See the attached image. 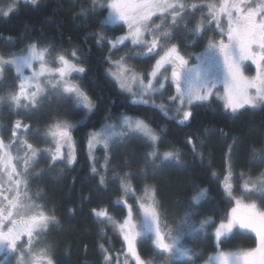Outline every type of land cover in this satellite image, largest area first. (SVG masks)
<instances>
[{
    "label": "trees",
    "instance_id": "16d2710c",
    "mask_svg": "<svg viewBox=\"0 0 264 264\" xmlns=\"http://www.w3.org/2000/svg\"><path fill=\"white\" fill-rule=\"evenodd\" d=\"M202 1L210 0L185 2ZM10 5H14L13 10L3 15ZM91 6L92 0H37L36 4L31 0H0V55L19 54L33 42L47 47L54 45L60 51H77L75 60L86 70L80 77L75 76V80L94 105L91 111L74 105L76 111L65 112L69 103L66 100L71 101V96L66 94L65 100L53 98L47 104L48 114L34 118V123L40 124L55 113L75 123L71 129L74 163L56 167L44 161L41 169L27 180L33 199L57 217L54 226L38 235V241L49 247L55 264H106L101 244L113 257L110 264H117L116 257L121 264L127 256L122 234L111 221L97 218L92 209H107L116 220H122L127 214L124 202L129 205L138 202L146 187L155 189L165 230H175L185 213H189L193 222L205 216L211 217L213 223L226 220L234 205V200L224 191L226 176L235 196L252 198L264 207L260 194L245 197L243 188L249 177L255 179L264 174V158L253 154L254 150H264V105L233 114L213 97L195 104L192 118L182 124L155 107L133 104L130 96L111 80L112 63L108 60L115 53L111 56L107 39L99 37L101 21L107 12L97 7L81 14V8L91 9ZM104 28L110 31L107 25ZM121 114L143 119L159 136L158 151L178 150L180 160L166 161L157 168L149 166L146 172L142 171L151 141L138 132L112 141L107 152L97 149L93 158L90 135L107 121H118ZM190 137L195 150L188 143ZM125 173L132 174L133 190L127 194L122 191L119 178ZM101 176L106 178L103 185ZM200 189H206L207 196L197 203L192 197ZM185 242L193 249L191 259L172 264H199L204 257L220 250L254 248L256 236L236 230L218 245L212 229L208 228L206 233L186 234ZM138 246L144 259L162 260L149 237L141 238Z\"/></svg>",
    "mask_w": 264,
    "mask_h": 264
},
{
    "label": "snow or ice",
    "instance_id": "6c2138e0",
    "mask_svg": "<svg viewBox=\"0 0 264 264\" xmlns=\"http://www.w3.org/2000/svg\"><path fill=\"white\" fill-rule=\"evenodd\" d=\"M18 2V0H17ZM37 0H31L36 4ZM208 9L210 20L205 22L201 18L194 27L185 25V31L194 36L201 35L206 27L213 23L220 30L222 38L219 40L209 39L207 45L201 53H194L195 59L199 63L189 66V58L181 54L177 44H161V41H170L173 33L170 29L176 27L185 20L189 10L195 11L199 7L195 2H185V0H92L91 9L81 8V14H86L89 10L95 11L97 7L110 9L106 19L101 21V29L108 24L123 22L128 27L125 35L114 37L108 42L113 48L130 40L131 44L146 48L148 53L160 49L163 54L156 59L148 79L142 75H137L135 71L124 65L125 57L117 61V65L122 68V77H118L119 86L132 93L133 104H149L160 109L165 115H169L168 104L174 106L172 118L180 123L190 121L193 116L192 106L196 102L207 101L213 95V89L218 80L224 84L225 101L224 108L236 114L245 106L256 108L264 105V0H219V2H209L204 5ZM14 5H10L3 15L7 16L13 10ZM159 14L167 20L164 23L156 24L153 17ZM221 18L227 19V28L221 24ZM146 34H151V40ZM226 35V40L223 36ZM101 40L105 38V32L99 33ZM49 49L40 47L36 42L31 43L21 54H10L0 56V74L5 66L15 67L20 83L18 90L9 92L6 97L0 96V101L8 100L16 107H20L22 101L25 106H39L46 90L60 89L63 93L70 94L75 98L77 105H82L89 111L94 107L90 97L83 91L82 87L71 82L69 77L73 72L83 73L85 68L67 54L61 53L56 56V67H50L47 60ZM76 51L71 56L76 57ZM39 63V68L34 69V63ZM251 61L256 66V75L247 77L244 74V64ZM171 66L170 79L175 86V94L167 97L166 104L162 99L157 103V97L152 95L160 93L165 89L168 76L162 74L161 70L165 66ZM27 67L34 69L30 76L23 75V69ZM47 74L46 83L41 82V77ZM131 80L138 84L136 91L128 87ZM147 97V98H146ZM74 124L57 120L49 125L46 135L50 136L55 144L54 149L46 151L50 153V160L55 162L63 159L62 147L65 143L71 142V129ZM21 129L27 130L28 125L16 120L11 132V142L6 144L0 137V168L7 176L8 187L5 188L0 183V253L4 254L5 260L12 254L16 255V264H25L27 257L31 258V264H55L48 246L34 248V239L40 232L50 229L57 221L54 212H48L44 206L33 202L32 197L27 192V176L33 167L37 157L41 155V149L29 143L27 139H21L19 132ZM141 133L151 141V150L145 153L144 167L146 172L151 166L157 168L166 161H179L180 153L176 151H165L160 153L156 147L159 140L157 132L152 129L143 119L121 114L116 123H106L99 132L90 135L89 147L93 144H103L105 148L114 140H123L129 133ZM19 143L23 151L22 156H14L12 145ZM188 143L195 144L190 137ZM254 156L264 158V150L257 152ZM75 157L69 153L67 163L72 164ZM22 161V168H18L15 161ZM96 171L95 168L92 169ZM243 175V174H242ZM121 189L127 194L133 190L131 187V173H125L119 177ZM106 178L100 177V184L105 183ZM23 185V191L21 186ZM244 196L251 197L260 194L264 198V174L253 179L249 177L244 185ZM152 193L150 203H141L143 217L141 222H135L132 217L131 205H128L127 216L122 220H116L110 215L107 209H92L97 218H104L115 224L122 239L126 244V253L131 256L135 264H152L151 260L143 259L137 250V240L142 236H151L158 255H166L169 262L178 258L191 259L193 249L182 244L184 230L192 233H206V230L213 226L211 217H202L198 221H191L189 213L177 225L175 232L169 230L162 232L160 226V209L155 200V189L146 187L145 192ZM225 194L235 201V207L226 220H222L215 226L214 235L217 244L222 237L232 233L234 228L247 229L255 233L256 247L246 250H220L209 257V264H264V207L258 205L255 200L245 202L242 197H236L232 190L229 176L225 177ZM5 192L8 195H5ZM38 195V194H37ZM207 196L206 189H200L192 197L194 202H199L201 198ZM126 203V201H125ZM166 227V226H165ZM103 231V229L101 230ZM104 253L106 264H110L113 257L103 244L100 245ZM119 264V258H115ZM127 259V256H126Z\"/></svg>",
    "mask_w": 264,
    "mask_h": 264
},
{
    "label": "rangeland",
    "instance_id": "374dc122",
    "mask_svg": "<svg viewBox=\"0 0 264 264\" xmlns=\"http://www.w3.org/2000/svg\"><path fill=\"white\" fill-rule=\"evenodd\" d=\"M22 1H29V0H22ZM209 2H217L218 3L219 0L195 2L199 6L197 8V10H195V11L189 10L188 14L186 15L185 20L181 21L176 27L170 29L171 32L173 33L172 40L161 41L162 45L170 44V43L177 44L179 49H180L181 54L184 55L186 58H189V66H191L195 63H199V61H197L195 59V56L193 54L194 53H201L203 51L204 47L207 45L209 39L219 40L222 38V34L220 33V30L218 28H216L214 23L210 27H206L204 32L199 36H194L191 33L185 31V25H187L189 28L194 27L195 24L198 21H200L202 17L205 18L206 23L208 20L211 19V17L208 16L207 7L204 6ZM101 3L106 4L107 0H101ZM105 10L107 12V15H106V17H107L109 12H110V9L105 8ZM162 20L164 23H167V20L160 17L159 14L157 16L153 17V22L156 24L161 23ZM221 24L226 29L227 28V19L221 18ZM107 26L110 29V31H107L108 29L103 28L100 30V32L101 31L105 32V38L107 39V43L110 46L111 56L115 53V55L112 57V59L110 58L108 60V62L110 64L112 63V65L110 67V74L113 78L111 77V80H113L116 83V85L118 86V88L121 91L128 94L131 98V101H132V93L127 91L126 89H122L119 86L118 77H121V78H124V77H122V75H121L122 74V68L119 67L116 62L119 61L121 57H125V60L123 62L124 65L128 68L133 69L137 75H142L145 79V82H146L148 79V74L151 72L152 67L155 64L156 59H158L159 56L163 54V52L158 48V49L154 50L152 53H148L146 48L133 45V44H131L130 40H126L123 44L118 45L116 48H113L108 41L113 39L114 37H119V36L127 34L128 27L126 24H123V22H117L116 24H108ZM146 35H147V39L151 40V34H146ZM186 36H187V38H186ZM223 38L226 40V35H224ZM181 41H185V42L182 44ZM38 46L47 47V46L40 44V43L38 44ZM47 48L49 49V53L47 54L46 58L49 62L50 67L54 68V67L58 66L55 63V60H56V56L58 54H61V53L67 54L70 59H73V61L75 63H78L75 60V57L73 58L71 56V53L75 50H67L66 52L60 51L54 45H51ZM25 50L21 51L19 54L23 53ZM0 56H2V55H0ZM77 56L78 55H76V57ZM78 58L81 59L80 56ZM33 63H34V69L38 70L39 63L35 62V61ZM34 69H30V68L25 67L23 69V75L25 77L30 76ZM161 72L163 75L168 76L169 80L165 83V89L162 90V95L160 93H154L152 95H155L157 97V100H156L157 103H160L161 99H162L167 104L168 103L167 97L175 94V86H174V84H172L171 79H170L171 66L166 65L165 69H162ZM82 74L83 73L73 72L69 77H67V79H69L73 83H77V80H75V79L77 77H80ZM244 74L247 77H253L256 75V66L254 64H252L251 61L245 62ZM75 76H77V77L75 78ZM46 80H47V74L44 77H41L42 83H46ZM19 83H20V77L18 76L15 67L12 65L5 66L2 74H0V96L6 97L9 92L18 90ZM77 84L80 85L79 82ZM128 87L132 88L133 91H136L138 88V84L129 80L128 81ZM53 92L55 94H51ZM57 93H60V94L57 95ZM66 94L67 93H63V91L60 89L52 90L51 88H49L44 93V97L42 98L41 104L39 106H35V107L32 105L25 106L26 102H24V101H22L20 107H16L14 104H12L8 100L0 101V137H2L5 140V143L8 144L11 142L12 127H13L16 120H20V121H22L23 124L28 125L27 130H24V129L20 130V132H19L20 138L21 139H27L29 143H32L35 147L42 150L41 155H39L37 157V160L34 163L33 167L29 170V175L27 176V180L30 178V176L35 171L41 169L44 161L48 162L50 164H56V167H58V166H60L61 163L68 164L67 163V156L69 153H71L76 158L74 141L72 139V136H71V142L65 143L62 147V152L64 154L63 159H58L55 162H53L50 160V153L46 151L47 149H50V148L54 149V147H55V144H54L52 138L50 136L46 135V131H47L48 126L53 124L57 120H65V121H68L72 124H75L74 121H72V120L70 121V120L60 118L58 116V114L54 113L51 116H49L50 119L48 118L47 121H43L40 124L34 123V122H36V121H34V118L39 116L41 113H42V115L48 114V113H46L47 112V104H51L52 103L51 100L53 98H57V99H59V101L65 100L67 97ZM67 95H70V94H67ZM223 96H224V84H223L222 80H218L216 83V87L213 89V95L211 96V98H213V97L218 98L222 102V104L224 105L225 101L222 98ZM70 99H71V101L69 99L66 100L69 103L67 104L68 107H66L67 109H65V112H68V113L71 111H76L77 108L75 106L79 107L76 104L74 97L71 96ZM209 100L203 101V102H196L195 104L205 103V102H208ZM144 105H150V106L154 107L151 103L144 104ZM80 106H82V105H80ZM193 106L191 109L192 112H193ZM261 106L262 105H259L256 108H259ZM168 107H169L168 117L172 118V111H173L174 106L171 104H168ZM247 107L248 106H245V108H247ZM155 108H157V107H155ZM157 109L160 110L159 108H157ZM240 110H242V109H240ZM172 119H175V118H172ZM175 120H177V119H175ZM118 121H119V118H118ZM118 121L117 120H115L113 122L107 121L106 123H116ZM104 125L100 129L96 130L95 132L101 131V129L104 127ZM114 141H116V140H114ZM110 144H109V146H110ZM156 145H157V142H156ZM109 146L107 148H105V146L103 144H93L92 147L90 148V152H91L92 157L95 155L93 158H96V156H97L96 150L97 149H103L107 152L109 150ZM19 149H20V145L18 142L12 145L11 151H12L14 156H17V155L22 156L23 155V151L19 150ZM74 161H75V159H74ZM74 161H73V163H74ZM15 162L17 163L18 168L23 167L22 161L17 160ZM68 165H71V164H68ZM224 182H225V180H224ZM0 183H3L5 188L8 187L7 176H6V174L3 173L2 168H0ZM23 190L24 189H23V185H22L21 191H23ZM27 192H28V195L32 197V200L35 204L41 205L35 199H33V196H32L33 191L31 188H28V186H27ZM5 195H8V193L5 192ZM236 197H242V196H236ZM151 199H152V193L148 192L147 194L146 193L143 194L138 199V202H136L133 205L130 204L131 208H132V217H133V220L135 222L139 223L142 221L143 213H142V210L140 209V204L141 203H150ZM244 199H245V202H248L252 198L251 199L244 198ZM0 202L6 203V201H0ZM124 204L127 207V213H128V205L129 204H127L125 202H124ZM233 207H235V201H234ZM231 209H230L227 217L231 213ZM126 216H127V214L124 217H126ZM219 223H213V226L210 227V229H212L213 239H214L215 243H217V241L215 239L214 230H215V226L218 225ZM160 226H161L162 232L167 233L169 231V230L164 229V227L162 225L161 217H160ZM175 230H172V231L175 232ZM236 230H243V231L251 232L250 230H247V229H238V228L233 229V231H236ZM251 233L255 235V233H253V232H251ZM186 234H188V236L190 234V231L187 229L184 230L183 237H182V244L185 247L190 248V246L185 242ZM229 234H231V233H229ZM143 237H149L151 242H152L151 236L139 237L137 240V250L139 248L138 243L140 242L141 238H143ZM223 238H225V237H222L221 240ZM152 244H153V242H152ZM43 245L44 244L42 242L38 241V236L35 237L34 248L38 249L40 247H44ZM153 246L155 248L154 244H153ZM125 251H126V244H125ZM156 251L158 252V250H156ZM138 252H139V250H138ZM139 254H140V252H139ZM140 256L142 257L141 254H140ZM160 256L162 257V260L157 262V261H155V259H152L151 260L152 264H159V262H160V264H172V262L187 259V258H178L174 261L169 262L166 258V255H160ZM209 257H204L200 261L199 264H209ZM0 264H16V255L15 254L10 255L8 257V260L6 261L4 254L0 253ZM25 264H31V258L30 257L26 258ZM121 264H135V261L131 256L127 255V259H125Z\"/></svg>",
    "mask_w": 264,
    "mask_h": 264
}]
</instances>
